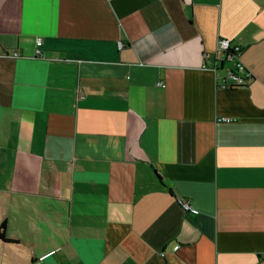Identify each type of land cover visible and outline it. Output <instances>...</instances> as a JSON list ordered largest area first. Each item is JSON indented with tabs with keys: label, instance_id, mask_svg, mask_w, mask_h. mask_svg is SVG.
<instances>
[{
	"label": "crops",
	"instance_id": "1",
	"mask_svg": "<svg viewBox=\"0 0 264 264\" xmlns=\"http://www.w3.org/2000/svg\"><path fill=\"white\" fill-rule=\"evenodd\" d=\"M2 224L0 264H264V0H0Z\"/></svg>",
	"mask_w": 264,
	"mask_h": 264
},
{
	"label": "built area",
	"instance_id": "2",
	"mask_svg": "<svg viewBox=\"0 0 264 264\" xmlns=\"http://www.w3.org/2000/svg\"><path fill=\"white\" fill-rule=\"evenodd\" d=\"M41 38L36 39V48L35 54L38 55L41 53L40 46H41ZM121 43H118V46L121 47ZM242 52V48L237 43H231L228 39H219L214 53L210 58H213L214 65L211 68L215 72L217 69L224 64L230 63L227 71L225 72V77L222 78L220 85L224 88H232L237 86H242L245 82L251 78V73L246 69L245 65L240 59ZM15 55H17L15 53ZM218 121H230V118L227 117H219ZM184 211H192V207L190 206L189 202L185 200H179L178 202ZM177 246H174L176 248Z\"/></svg>",
	"mask_w": 264,
	"mask_h": 264
},
{
	"label": "trees",
	"instance_id": "3",
	"mask_svg": "<svg viewBox=\"0 0 264 264\" xmlns=\"http://www.w3.org/2000/svg\"><path fill=\"white\" fill-rule=\"evenodd\" d=\"M0 239H3V240H5V241H9V242H12V240H10V239H6L5 237H4V225L2 224L1 226H0Z\"/></svg>",
	"mask_w": 264,
	"mask_h": 264
}]
</instances>
